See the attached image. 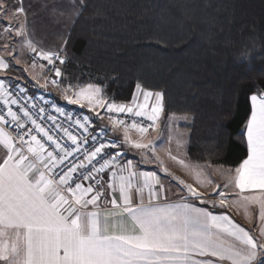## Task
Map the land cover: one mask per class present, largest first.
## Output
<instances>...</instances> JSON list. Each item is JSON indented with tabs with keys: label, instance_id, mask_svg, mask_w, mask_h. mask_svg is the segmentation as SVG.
<instances>
[{
	"label": "crops",
	"instance_id": "obj_1",
	"mask_svg": "<svg viewBox=\"0 0 264 264\" xmlns=\"http://www.w3.org/2000/svg\"><path fill=\"white\" fill-rule=\"evenodd\" d=\"M81 5L0 0V97L8 85L53 97L42 78ZM55 101L83 105L101 130L96 110ZM161 104L140 91L131 103L112 106L159 123ZM250 107L248 156L235 171L218 173L215 186L188 161L186 146L175 155V144L150 141L152 129L118 125L101 130L117 141L114 160L67 198L0 129V264H264V93L252 96ZM41 160L49 169V159ZM163 181L165 193L156 196L152 186Z\"/></svg>",
	"mask_w": 264,
	"mask_h": 264
},
{
	"label": "trees",
	"instance_id": "obj_2",
	"mask_svg": "<svg viewBox=\"0 0 264 264\" xmlns=\"http://www.w3.org/2000/svg\"><path fill=\"white\" fill-rule=\"evenodd\" d=\"M80 1L58 87L94 85L118 105L136 87L157 94L161 124L190 119L188 161L239 168L250 99L264 93V0Z\"/></svg>",
	"mask_w": 264,
	"mask_h": 264
},
{
	"label": "built area",
	"instance_id": "obj_3",
	"mask_svg": "<svg viewBox=\"0 0 264 264\" xmlns=\"http://www.w3.org/2000/svg\"><path fill=\"white\" fill-rule=\"evenodd\" d=\"M46 81L58 84L59 65L63 59L50 57ZM0 97V129L31 160L28 146L35 145L47 154L49 169L38 164L39 171L57 194L69 198L72 191L85 185L97 171L115 157L117 141L93 124V116L83 105L61 106L55 99L40 93H28L8 85ZM110 121L142 131L155 127L153 120L142 115L113 110L104 111Z\"/></svg>",
	"mask_w": 264,
	"mask_h": 264
},
{
	"label": "rangeland",
	"instance_id": "obj_4",
	"mask_svg": "<svg viewBox=\"0 0 264 264\" xmlns=\"http://www.w3.org/2000/svg\"><path fill=\"white\" fill-rule=\"evenodd\" d=\"M81 9H82V5H81ZM80 9V10H81ZM82 11V10H81ZM68 37V36H67ZM65 44V42H64ZM64 49V45L63 48L60 50H56L52 53L53 54H57L60 57H62V51ZM35 53V50L33 51ZM50 55V57L52 56ZM62 55V56H61ZM40 59L43 58V56L39 57ZM32 62H35L36 58L34 55H31L30 57ZM63 59V57H62ZM49 62H51V60H49ZM63 62V61H62ZM60 66V65H59ZM48 68V67H47ZM48 72V71H47ZM46 72V74H47ZM46 74L43 76L42 79H45ZM32 79V77H31ZM34 83H37V86L41 85L43 80H40V78H36L33 79ZM31 81V82H33ZM46 81V79H45ZM48 84L51 85V87H53V90H51L53 97L52 99L57 100L59 103H61V99H63V102L61 104H66L69 102H81L84 105H86L88 108H91L92 110H96L97 112V120H99L100 123V128L102 129H111L114 128L116 126H118V124H116L115 122L110 121L108 118H106L103 114L104 111H108V112H113V110L115 108H113V104L107 103L104 101L102 94H101V90H99L98 87L94 86V85H89L83 88H77V90H71V89H62L60 87H58L57 84H52L51 82L49 83L47 81ZM135 98L138 97V93L140 91H142V93H149L153 96H156L157 94H152L150 92H146L142 89H140L139 87L135 88ZM74 100V101H73ZM141 115V114H138ZM145 116L146 115H142ZM96 117V116H95ZM147 118V117H146ZM148 119V118H147ZM101 121V122H100ZM190 119L186 116L183 117H178V116H171L170 118H168V120L166 121V123L164 125H161V123H156L155 127L152 128V131L150 132L152 135L151 137V142L152 143H157V144H161L164 143L166 145L168 144H175L174 148L172 147V151L175 155H183V146H186V142L188 139V133H186L185 131L183 132H179L176 130L175 126H177L178 124H189ZM100 130V131H101ZM1 135H3L5 141H7V143L9 142L7 136H5V134L3 132H1ZM185 150V149H184ZM28 151L30 153L31 156H33L34 160H37L38 163H40L42 166L44 164V162L41 160V158H43V160L46 162H48V157L47 154L42 151L41 149H39L38 147H28ZM164 149L161 148V150H159L158 154H160V152H163ZM157 154V155H158ZM185 155H186V151H185ZM47 157V158H46ZM33 160V161H34ZM201 168V177H204L206 179H208V181L211 183V185H218L219 181L218 179H220L218 173L224 171V169H222L221 167H212V166H206V165H198ZM45 167V166H44ZM219 176V177H218ZM165 184V185H164ZM181 184V183H179ZM170 185L172 186V188H176L177 185L174 183ZM166 188V183L163 181V183H157L154 186H152V192L155 193V195H160L165 193L164 190ZM176 191V190H175Z\"/></svg>",
	"mask_w": 264,
	"mask_h": 264
}]
</instances>
